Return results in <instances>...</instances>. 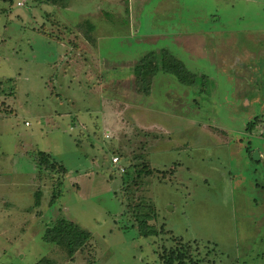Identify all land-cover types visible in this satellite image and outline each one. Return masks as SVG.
Wrapping results in <instances>:
<instances>
[{"label": "rangeland", "instance_id": "1", "mask_svg": "<svg viewBox=\"0 0 264 264\" xmlns=\"http://www.w3.org/2000/svg\"><path fill=\"white\" fill-rule=\"evenodd\" d=\"M197 1L0 0V264H264V4ZM162 48L194 85L139 91ZM60 216L91 235L71 258L43 239Z\"/></svg>", "mask_w": 264, "mask_h": 264}, {"label": "trees", "instance_id": "2", "mask_svg": "<svg viewBox=\"0 0 264 264\" xmlns=\"http://www.w3.org/2000/svg\"><path fill=\"white\" fill-rule=\"evenodd\" d=\"M45 2L56 3L57 0H43ZM90 28V27H89ZM131 72L134 75V83L139 91H144L145 93H150V89L152 86L153 78L156 76L158 72H164L168 74H172L176 77V79L185 85L191 86L195 84L196 77L195 75L189 71L182 61L178 60L177 58L173 57V55L167 53L166 49H160L158 53L155 52H148L141 56L133 63V67L131 68ZM11 81V79H10ZM5 82L0 79V92H2ZM12 88H9L8 93H12ZM253 122H248L246 125V129L251 131L253 128ZM247 152H250V147L247 146ZM252 152V151H251ZM50 155L43 152L37 151L34 153V159L36 161V165L41 166L43 165L45 168H51L53 163L49 161ZM54 161V160H53ZM56 161V160H55ZM57 162V161H56ZM58 166L62 168L63 172H66L65 168L57 162ZM135 172V170H134ZM133 172V173H134ZM136 176L133 177V180H130V187L133 185L140 186L141 183H144L143 180L145 178L150 177L152 174V169L148 166L143 164L141 168L137 169L135 172ZM44 177V176H43ZM55 184L61 183L60 180H55ZM125 184V183H124ZM135 187V186H134ZM132 187L130 190L126 191L127 196L129 197L132 195ZM40 191L36 192V196H38ZM141 197L137 198V205L132 206L134 210L133 214L136 218L137 225L139 231L143 235H147L149 233L156 234L157 231L153 230L151 226L146 224V220L144 218L145 215H149L151 209L149 206L144 205L142 207L143 213H140V208H138V204H142ZM54 199V197H52ZM39 204V199H36L34 205ZM131 207V206H130ZM137 213V214H136ZM91 237L90 233L83 228H81L77 223L73 222L72 220L60 216L56 218L50 226H47L44 230L43 239L47 242L54 243L62 247V249L66 252L67 256L70 258L73 254L80 249L87 240ZM181 245V248H185V251L180 248H171L168 252H162L160 257L163 258L164 264H172V263H179L184 264L186 260L189 261V264H197L199 263L198 259L195 257L196 260L193 259L191 253L187 255L189 244ZM43 261V263H42ZM36 264H54L53 260L48 258H43L39 260Z\"/></svg>", "mask_w": 264, "mask_h": 264}, {"label": "crops", "instance_id": "3", "mask_svg": "<svg viewBox=\"0 0 264 264\" xmlns=\"http://www.w3.org/2000/svg\"><path fill=\"white\" fill-rule=\"evenodd\" d=\"M174 1H177V0H169V2H174ZM179 1V0H178ZM219 1H223V0H219ZM225 1H233V2H236V3H241L244 2L245 3H250V4H257V6H262V4H264V0H225ZM182 2H189V0H182ZM193 2V1H192ZM194 2H203V1H197V0H194ZM190 6L192 7L193 4H190ZM203 37V36H202Z\"/></svg>", "mask_w": 264, "mask_h": 264}, {"label": "built area", "instance_id": "4", "mask_svg": "<svg viewBox=\"0 0 264 264\" xmlns=\"http://www.w3.org/2000/svg\"><path fill=\"white\" fill-rule=\"evenodd\" d=\"M118 160H119L118 156H112L111 157V161H112L113 164L114 163H118Z\"/></svg>", "mask_w": 264, "mask_h": 264}, {"label": "water", "instance_id": "5", "mask_svg": "<svg viewBox=\"0 0 264 264\" xmlns=\"http://www.w3.org/2000/svg\"><path fill=\"white\" fill-rule=\"evenodd\" d=\"M258 157V151L257 150H253L252 152V158Z\"/></svg>", "mask_w": 264, "mask_h": 264}]
</instances>
